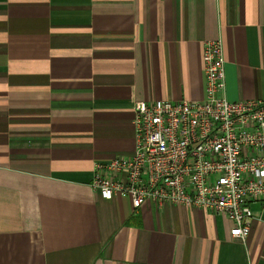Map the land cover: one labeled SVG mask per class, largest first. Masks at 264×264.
I'll list each match as a JSON object with an SVG mask.
<instances>
[{
  "label": "crops",
  "instance_id": "0c3cea01",
  "mask_svg": "<svg viewBox=\"0 0 264 264\" xmlns=\"http://www.w3.org/2000/svg\"><path fill=\"white\" fill-rule=\"evenodd\" d=\"M218 39L226 98L264 100V0H0V264H264V203L240 240L90 187L133 154L136 102L203 98Z\"/></svg>",
  "mask_w": 264,
  "mask_h": 264
},
{
  "label": "built area",
  "instance_id": "2783aa9c",
  "mask_svg": "<svg viewBox=\"0 0 264 264\" xmlns=\"http://www.w3.org/2000/svg\"><path fill=\"white\" fill-rule=\"evenodd\" d=\"M199 101L136 102L134 151L96 162L91 189L103 200L182 205L225 216L245 240L250 204L264 203V100L225 96L223 44L206 42Z\"/></svg>",
  "mask_w": 264,
  "mask_h": 264
}]
</instances>
